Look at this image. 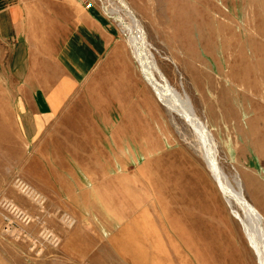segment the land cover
Here are the masks:
<instances>
[{
    "label": "rangeland",
    "instance_id": "374dc122",
    "mask_svg": "<svg viewBox=\"0 0 264 264\" xmlns=\"http://www.w3.org/2000/svg\"><path fill=\"white\" fill-rule=\"evenodd\" d=\"M85 1L110 22L120 45L111 53L130 59L144 88V112L162 125L165 147L160 143L152 157H132L128 148L124 156L120 149L118 157L104 131L114 147L95 157L64 158L58 167L64 173L58 174L42 164L37 143L22 141L17 125L10 156H4L6 133L0 127V264H257L193 149L191 129L160 105L139 72L122 32L129 21L120 0ZM122 1L141 26L158 69L204 122L223 172L237 176L245 198L264 216V173L246 171L247 158L236 162L232 154L239 143L229 133L232 109L246 93L252 15L234 12L223 0ZM79 165L102 168L103 174H92V184L105 178L101 202L92 195L88 203L92 184Z\"/></svg>",
    "mask_w": 264,
    "mask_h": 264
},
{
    "label": "crops",
    "instance_id": "0c3cea01",
    "mask_svg": "<svg viewBox=\"0 0 264 264\" xmlns=\"http://www.w3.org/2000/svg\"><path fill=\"white\" fill-rule=\"evenodd\" d=\"M84 1L0 0V127L6 133L1 151L10 156L17 125L22 141L37 143L42 164L58 174L64 173L58 168L64 158L95 157L94 152L114 147L104 131L110 132L118 157L120 149L127 151L124 156L128 149L132 157L156 156L152 152L164 131L158 120L146 117L144 88L128 56L111 53L120 45L110 22L96 6L85 9ZM223 2L252 15L246 93L232 107L229 133L239 143L232 157L237 163L247 158L243 166L255 176L264 173V0ZM155 112L158 118L156 107ZM153 136H158L154 142ZM80 168L91 184L94 172L104 173L101 167ZM115 175L118 179L120 173ZM104 179L89 188V204L92 195L102 201Z\"/></svg>",
    "mask_w": 264,
    "mask_h": 264
},
{
    "label": "bare ground",
    "instance_id": "6f19581e",
    "mask_svg": "<svg viewBox=\"0 0 264 264\" xmlns=\"http://www.w3.org/2000/svg\"><path fill=\"white\" fill-rule=\"evenodd\" d=\"M120 4L124 16L129 21V24L123 26L122 32L128 40L139 72L152 89L160 105L172 117L180 118L191 129L194 135L193 149L204 162L214 185L230 210L232 218L239 222L243 236L252 250L257 264H264V220L256 208L245 198L237 176L234 174L233 179H229L225 175L218 162L215 142L204 122L197 116L186 95L173 88L158 69L141 26L122 0H120Z\"/></svg>",
    "mask_w": 264,
    "mask_h": 264
},
{
    "label": "built area",
    "instance_id": "2783aa9c",
    "mask_svg": "<svg viewBox=\"0 0 264 264\" xmlns=\"http://www.w3.org/2000/svg\"><path fill=\"white\" fill-rule=\"evenodd\" d=\"M83 6H84V8L85 9H90V8H92V3H91V1H84V4H83Z\"/></svg>",
    "mask_w": 264,
    "mask_h": 264
}]
</instances>
